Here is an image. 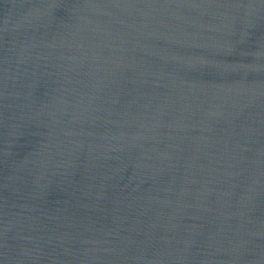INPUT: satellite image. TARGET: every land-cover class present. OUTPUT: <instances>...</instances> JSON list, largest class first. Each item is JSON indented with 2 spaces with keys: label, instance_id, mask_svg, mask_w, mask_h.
<instances>
[{
  "label": "water",
  "instance_id": "water-1",
  "mask_svg": "<svg viewBox=\"0 0 264 264\" xmlns=\"http://www.w3.org/2000/svg\"><path fill=\"white\" fill-rule=\"evenodd\" d=\"M0 264H264V0H0Z\"/></svg>",
  "mask_w": 264,
  "mask_h": 264
}]
</instances>
